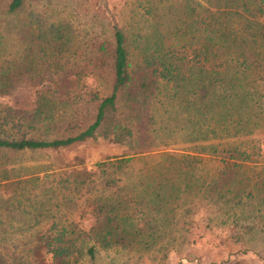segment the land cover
I'll use <instances>...</instances> for the list:
<instances>
[{"label": "trees", "instance_id": "1", "mask_svg": "<svg viewBox=\"0 0 264 264\" xmlns=\"http://www.w3.org/2000/svg\"><path fill=\"white\" fill-rule=\"evenodd\" d=\"M23 2L0 0V96L11 93L20 78L17 42L24 38L29 52L34 36L31 14L24 33L17 27ZM143 3L137 19L142 28L136 31L122 23L119 13L112 19L102 15L108 30L101 27L100 39L87 41L90 55L65 79L82 95L37 93L39 103L28 115L0 103V151L58 149L97 134L127 147L91 167L26 178L37 180L33 200L28 204L15 197L12 208L29 212L36 224L46 222L29 237L0 236V264H7L3 243L22 246L10 252L14 264L23 256H33L25 264H99L103 254L109 256L103 264H138L141 257L165 264L171 251L188 257L193 215L203 211L217 212V226H231L240 245L236 250L264 244V154L255 136L264 132V0ZM99 77L109 82L105 93L90 88L87 80ZM52 78L48 81L60 79ZM81 99L69 113L57 109L64 101ZM154 99L159 112L174 120L184 143L180 150L155 152L156 158L146 131L135 136L134 127L141 119L137 106L150 104L152 117ZM79 108L83 114L77 118ZM162 128L169 127H151ZM220 130L251 136L253 142L241 147L213 141ZM0 169L7 175L4 164ZM85 217L90 221L82 226ZM100 249L107 251L100 254Z\"/></svg>", "mask_w": 264, "mask_h": 264}, {"label": "rangeland", "instance_id": "2", "mask_svg": "<svg viewBox=\"0 0 264 264\" xmlns=\"http://www.w3.org/2000/svg\"><path fill=\"white\" fill-rule=\"evenodd\" d=\"M142 3L143 0H24L15 16L17 27L21 33H24L25 17L31 14L33 20L29 31L33 32L34 36L29 41V52L25 49L24 38H20L17 42V65L19 64L21 68L20 78L11 93L0 96V103L28 115L39 103L36 99L37 93L55 96L54 93L63 94L65 92L69 98L74 94L81 93L82 89L80 91L73 90L72 86L65 82V79L70 78L72 72L77 69V65L90 55V52L88 54L85 51L87 41L100 39L101 27L108 30V27L104 25L106 18L102 15L112 19L113 13H119L122 23H129L136 31L142 28V23L137 21L138 14L142 11ZM131 9L136 12L134 17ZM55 28L60 29L59 32L62 34L57 36ZM54 59L61 64L54 67L50 63ZM28 62L29 68L22 69ZM56 76L60 79L48 81ZM41 79L43 80L41 81ZM87 80L92 85L90 88L93 87L98 93L108 91V81L106 82L100 77L95 80L94 78H87ZM62 82L63 84H61ZM81 101L82 99L80 101H64L63 104L57 105V109L58 111L65 109V112L69 113V109L76 107ZM152 105L154 108L152 117H149L152 113L150 104L146 108L138 105L137 111L141 112V119L137 120L132 117V120H137L134 127H138V131L135 136H139L138 133L142 135L139 131H146L147 141L150 140V145L153 148L151 154L156 158L155 152L180 150L184 143H181V132L174 125V120L171 117L166 118L165 113L159 112L157 99H154ZM90 110L92 108L89 107L88 112ZM262 112L261 116L264 117V111ZM75 114V117H80L83 114L82 109L79 108ZM66 119L73 118L66 117ZM165 123L169 128H162L158 131L151 129V127ZM255 136L260 137L259 147L264 154V132L262 133V130L256 131ZM212 139L215 142L234 141L241 147L245 146V142L250 144L253 142L251 136H227V132L221 130L218 132V136L212 137ZM126 151L127 147L124 144L111 143L102 138L100 134L72 142L58 149L0 151V166L4 164L7 168V175L5 176L0 169V236L29 237L34 234L33 232H36L35 230L42 222H46L42 220L41 223L36 224L29 212L12 208L15 204V197L23 198V201L28 204L33 200V194L37 191V180L34 178L25 180L26 178H31L34 175L40 176L45 171H58L71 166L91 167L95 160L102 159L106 155L122 154ZM208 164L215 165V162L210 160ZM26 194H29V199L24 198ZM25 208L28 210V205ZM51 209L57 210L53 207ZM62 211L59 210L58 212L61 213ZM211 214L215 215L214 218L212 221L207 220ZM216 214L217 212L212 213V211L195 213L190 231V237L194 238V242L190 246L191 252L185 258L181 257V254H175L171 251L168 253V260L165 264H218L219 262H223L222 264H264V244L259 243L260 247L254 249L236 250L240 246L238 240H234L236 234L230 225L217 226L215 220H218L219 217ZM29 216L30 218H27ZM68 216L71 214L66 213L64 217ZM65 220L67 219L65 218ZM89 221V218L85 217L80 219V224L82 226L83 223L87 225ZM206 222L208 226L204 225ZM2 247V250L6 252L5 262L14 264L15 258L11 257L10 252L20 250L22 246L19 243H7L6 245L3 243ZM106 251L100 249L98 253L103 254ZM34 254L39 259L38 252L35 251ZM29 257L33 256H26L27 259ZM100 257V259L98 258L99 264L109 261V256L103 254ZM26 258L25 256L21 257L22 263L20 264H25ZM132 260L133 258L130 261ZM137 261L138 264H149V258L141 257ZM117 263L119 264V262ZM31 264L40 263L37 261Z\"/></svg>", "mask_w": 264, "mask_h": 264}]
</instances>
